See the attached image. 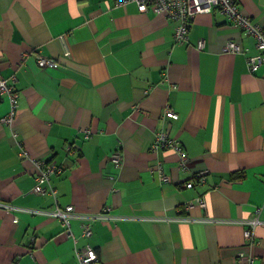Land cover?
<instances>
[{
  "label": "crops",
  "instance_id": "crops-1",
  "mask_svg": "<svg viewBox=\"0 0 264 264\" xmlns=\"http://www.w3.org/2000/svg\"><path fill=\"white\" fill-rule=\"evenodd\" d=\"M236 2L264 30V0ZM173 32L164 14L134 3L0 0V76L17 95L14 108L0 96V120L13 108L12 125L0 122V199L52 209L51 195L32 192L43 160L61 168L45 184L60 207L116 218L92 220L85 237L78 219L67 232L57 218L0 209V264H79L86 246L92 264H234L241 222L264 208V65L250 73L245 55L223 52L228 41L256 50L218 9L195 16L186 43ZM166 107L176 120L163 118ZM159 131L181 144L185 166L152 150ZM237 171L243 179L231 181ZM255 237L254 264H264V224Z\"/></svg>",
  "mask_w": 264,
  "mask_h": 264
},
{
  "label": "built area",
  "instance_id": "built-area-1",
  "mask_svg": "<svg viewBox=\"0 0 264 264\" xmlns=\"http://www.w3.org/2000/svg\"><path fill=\"white\" fill-rule=\"evenodd\" d=\"M116 5L125 6L128 3H134L137 6L139 12H146L151 9L156 14H164L174 25L173 41L176 44H184L188 40V31L191 22L195 16L199 14H210L213 9H218L221 14L228 18L242 33L248 37L254 39V46L256 53L248 55V51L243 49L238 43L234 41H228L223 48L224 53L228 54H241L246 56V63L248 71L255 73L261 65H264V30L256 24L251 23L250 19L242 14L240 7L236 0H115ZM203 41H198L197 47L201 49L203 47ZM38 65L40 67H55L56 63L47 58H38ZM6 94L9 98L12 107L14 108L16 102V92L12 87L8 85L7 81L0 76V96ZM13 108L11 112L3 117L0 122L7 125H12L13 122ZM163 118L176 120L178 115L170 108L166 107L162 114ZM90 135L89 131H85V138ZM171 150L179 155L180 166L186 165V154L181 144L170 136L166 131H159L156 133L154 143L152 144V150L157 151ZM70 150V148H68ZM23 157H28L25 151L21 152ZM111 161L116 168L120 167L122 162V156L118 151H114L111 155ZM35 166L38 169V174L35 178L36 184L32 189V192L36 195L49 194L55 202L52 209L46 210H31L15 207L6 203L0 199V209L6 213H28L32 215H39L43 217H53L61 221L62 225L68 231L69 222L71 219H78L81 221L82 234L85 237H90L92 231L90 223L94 219H100L104 221H113L116 218L106 214V211L96 215H80L76 212L72 205H66L60 207L56 196L57 190L53 187H46L45 184L49 182L52 174H59L61 168L55 163L45 162L43 160H35ZM158 177L163 182H168L169 178L164 173L162 166L158 165ZM205 173L201 171L200 174L195 175V178L203 180ZM192 182L186 183V188H191ZM197 204L204 208V201L200 198L197 199ZM264 212V208L257 209L255 216L252 219L242 221L243 228V245L237 252L234 264H254L255 257L252 254V248L256 245L255 229L264 224V221L260 219L261 213ZM77 260L79 264H92L97 261L98 255L96 251L86 246L83 251H77Z\"/></svg>",
  "mask_w": 264,
  "mask_h": 264
},
{
  "label": "trees",
  "instance_id": "trees-1",
  "mask_svg": "<svg viewBox=\"0 0 264 264\" xmlns=\"http://www.w3.org/2000/svg\"><path fill=\"white\" fill-rule=\"evenodd\" d=\"M244 177L243 172L237 171V172H233L229 175V178L231 181H238V180H242Z\"/></svg>",
  "mask_w": 264,
  "mask_h": 264
}]
</instances>
